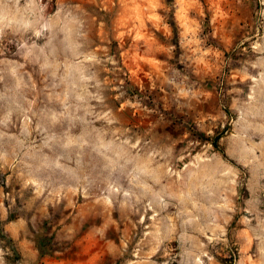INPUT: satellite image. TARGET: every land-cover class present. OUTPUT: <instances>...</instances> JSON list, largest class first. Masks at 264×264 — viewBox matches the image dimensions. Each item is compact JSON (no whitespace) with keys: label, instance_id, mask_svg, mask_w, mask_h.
<instances>
[{"label":"rangeland","instance_id":"374dc122","mask_svg":"<svg viewBox=\"0 0 264 264\" xmlns=\"http://www.w3.org/2000/svg\"><path fill=\"white\" fill-rule=\"evenodd\" d=\"M0 264H264V0H0Z\"/></svg>","mask_w":264,"mask_h":264},{"label":"trees","instance_id":"16d2710c","mask_svg":"<svg viewBox=\"0 0 264 264\" xmlns=\"http://www.w3.org/2000/svg\"><path fill=\"white\" fill-rule=\"evenodd\" d=\"M41 255H42V253H41Z\"/></svg>","mask_w":264,"mask_h":264}]
</instances>
